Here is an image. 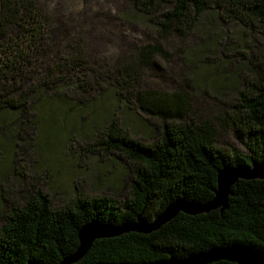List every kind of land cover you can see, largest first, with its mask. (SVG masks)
<instances>
[{"label": "trees", "instance_id": "trees-1", "mask_svg": "<svg viewBox=\"0 0 264 264\" xmlns=\"http://www.w3.org/2000/svg\"><path fill=\"white\" fill-rule=\"evenodd\" d=\"M123 1L132 7V14L152 26L159 40L181 36L200 27L203 20L214 29L239 23L264 39V0ZM85 17L77 12L72 16L51 14L37 0H0V112L26 117L44 98L56 112L82 114L84 105L95 101L94 94H100L105 84L116 97L113 111L129 108L132 95L143 113L156 118L154 130L159 137L150 143L138 141L117 127L119 119L112 112L111 122L104 127L110 132L99 144L105 152H117L133 165L125 198L78 195L69 204L53 207L48 196L36 190L22 206L6 208L1 216L0 264H57L75 250L77 231L85 223L119 225L138 215L151 220L177 198L208 201L216 187L217 170L225 165L264 162V47L256 46L257 54L250 57H246L248 49L247 53L234 52L237 59H248L252 70L236 84V101L228 104L226 116L245 153L235 149L228 153L215 144L209 120L194 124L190 119L188 93L136 89L141 70L151 66L155 57L166 55L162 45L132 43L130 56H117L112 67L104 57L90 66L81 56L83 33L76 31L88 23ZM225 37L219 42H230V36ZM187 63L184 58L181 67L188 69ZM68 90L82 95L72 98L66 95ZM29 122L35 127L33 120ZM17 139L15 135V147ZM230 191L223 211L179 212L147 234L130 231L95 239L74 264L183 258L227 244H250L264 250V180L237 179ZM208 264L236 263L219 260Z\"/></svg>", "mask_w": 264, "mask_h": 264}, {"label": "rangeland", "instance_id": "rangeland-1", "mask_svg": "<svg viewBox=\"0 0 264 264\" xmlns=\"http://www.w3.org/2000/svg\"><path fill=\"white\" fill-rule=\"evenodd\" d=\"M37 1L51 14L72 16L77 12L87 16L88 23L76 31L79 35L83 33L81 56L90 66L104 57L112 67L117 56H130L132 43L142 45L148 41L162 45L166 55L155 57L151 66L141 70L136 89L185 91L190 98L189 117L194 124L209 120L218 147L228 153L232 149L245 153L226 116L230 112L228 104L236 101L239 91L234 92L236 84L252 70L250 61L237 59L234 52L247 53L248 49L246 57L257 54L256 46L264 47V39L256 30L250 32L239 23L214 29L203 20L200 27L181 36L173 34L169 39L159 40L152 26L140 15L132 14V7L123 0ZM225 36H230V42L220 43ZM245 44L247 48L243 47ZM184 58L188 60V69L181 67ZM184 78L190 80L186 82ZM109 91L104 84L101 93L94 94L95 101L84 105L82 114L76 110L56 112L46 105L44 98L31 110L30 117L0 112V222L6 208L22 206L36 190L46 194L53 207L69 204L78 195L125 198L133 165L117 152H105L104 145L99 144L110 132L104 127L116 112L112 103L116 97ZM66 95L78 99L82 94L68 90ZM116 110L117 127L128 135L149 143L159 137L154 130L156 118L143 113L132 95L129 108ZM29 120L35 122V127H31ZM15 135H18L16 147Z\"/></svg>", "mask_w": 264, "mask_h": 264}, {"label": "water", "instance_id": "water-1", "mask_svg": "<svg viewBox=\"0 0 264 264\" xmlns=\"http://www.w3.org/2000/svg\"><path fill=\"white\" fill-rule=\"evenodd\" d=\"M237 179L264 180V162L251 161L248 164L225 165L217 170L216 187L213 190V196L208 201L194 202L177 198L168 203L151 220L138 215L133 221H127L119 225L102 224L94 220L85 223L77 231L78 244L75 250L57 264H74L78 262L87 253L95 239L116 236L130 231L147 234L158 229L179 212L194 215L215 209L223 211L227 207L228 196L231 194L230 188ZM219 260L236 264H264V250L255 248L250 244H227L211 246L204 251L193 253L183 258L170 257L168 259L140 263L99 262L95 264H208ZM25 264L38 263L27 262Z\"/></svg>", "mask_w": 264, "mask_h": 264}]
</instances>
